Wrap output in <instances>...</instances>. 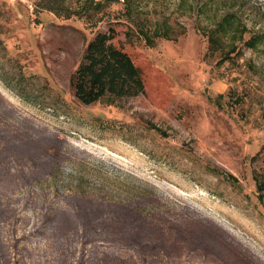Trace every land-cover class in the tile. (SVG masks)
<instances>
[{"label": "rangeland", "instance_id": "1", "mask_svg": "<svg viewBox=\"0 0 264 264\" xmlns=\"http://www.w3.org/2000/svg\"><path fill=\"white\" fill-rule=\"evenodd\" d=\"M129 3L154 45L125 0H0V264H264V0ZM110 26L145 93L85 106L71 78Z\"/></svg>", "mask_w": 264, "mask_h": 264}, {"label": "trees", "instance_id": "2", "mask_svg": "<svg viewBox=\"0 0 264 264\" xmlns=\"http://www.w3.org/2000/svg\"><path fill=\"white\" fill-rule=\"evenodd\" d=\"M102 9V3L92 2L86 11L95 10L99 13ZM125 10L126 18L132 21V29L126 32V37L131 39L137 33L147 44L154 45L150 27L135 19L136 14L129 0H125ZM165 27L167 26L156 27L152 33L154 39L169 37L171 27ZM247 32L248 29L236 14H227L216 23L215 28L208 32V44L212 54H221L218 64L228 62L231 55L237 53L236 36L243 37ZM117 36L116 28L110 26L106 33L98 34L87 45L82 62L71 78L74 95L82 105L105 103L114 106L122 99L136 98L145 93L143 74L124 49L114 44ZM260 45L264 46V34H256L245 43L251 50ZM50 177L53 180L55 175Z\"/></svg>", "mask_w": 264, "mask_h": 264}]
</instances>
